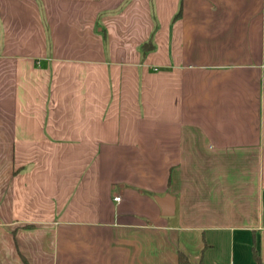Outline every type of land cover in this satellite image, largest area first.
I'll use <instances>...</instances> for the list:
<instances>
[{"label": "crops", "instance_id": "obj_1", "mask_svg": "<svg viewBox=\"0 0 264 264\" xmlns=\"http://www.w3.org/2000/svg\"><path fill=\"white\" fill-rule=\"evenodd\" d=\"M0 264H264V0H0Z\"/></svg>", "mask_w": 264, "mask_h": 264}, {"label": "water", "instance_id": "obj_2", "mask_svg": "<svg viewBox=\"0 0 264 264\" xmlns=\"http://www.w3.org/2000/svg\"><path fill=\"white\" fill-rule=\"evenodd\" d=\"M157 203L161 206L162 208V213L163 214H169L172 212L173 209V199L171 196L166 195L164 197H156L155 198Z\"/></svg>", "mask_w": 264, "mask_h": 264}, {"label": "trees", "instance_id": "obj_3", "mask_svg": "<svg viewBox=\"0 0 264 264\" xmlns=\"http://www.w3.org/2000/svg\"><path fill=\"white\" fill-rule=\"evenodd\" d=\"M151 47H152L151 41L150 42L148 41V42L143 44L144 51H146L147 49H149ZM179 260L182 262H186L184 255H182L181 253L179 254Z\"/></svg>", "mask_w": 264, "mask_h": 264}, {"label": "built area", "instance_id": "obj_4", "mask_svg": "<svg viewBox=\"0 0 264 264\" xmlns=\"http://www.w3.org/2000/svg\"><path fill=\"white\" fill-rule=\"evenodd\" d=\"M114 199H115V200H119V197H115Z\"/></svg>", "mask_w": 264, "mask_h": 264}]
</instances>
